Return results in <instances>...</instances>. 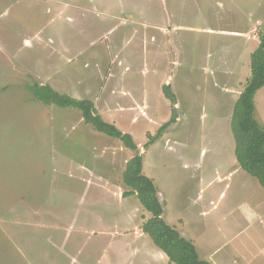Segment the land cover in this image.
<instances>
[{
  "label": "rangeland",
  "instance_id": "obj_1",
  "mask_svg": "<svg viewBox=\"0 0 264 264\" xmlns=\"http://www.w3.org/2000/svg\"><path fill=\"white\" fill-rule=\"evenodd\" d=\"M98 1L150 24L111 27L88 0H0V264H173L123 196L137 153L202 259L264 264V188L238 166L230 128L264 0ZM34 83L92 100L137 149L36 100ZM254 103L264 126V86Z\"/></svg>",
  "mask_w": 264,
  "mask_h": 264
},
{
  "label": "trees",
  "instance_id": "obj_2",
  "mask_svg": "<svg viewBox=\"0 0 264 264\" xmlns=\"http://www.w3.org/2000/svg\"><path fill=\"white\" fill-rule=\"evenodd\" d=\"M257 35L258 46L250 55V75L233 105L230 128L234 138V155L238 166L255 177L264 188V126L255 117L254 103L256 92L264 86V23L260 26ZM28 88L36 100L60 108L76 109L80 111L84 122L92 125L96 131L120 140L125 147L131 150L137 149L132 135L122 132L114 124L103 120L97 113L92 100L77 99L60 93L49 84L34 83ZM163 90L175 104L173 96L168 93L169 84H164ZM166 127L167 123L162 124L154 136H149V143L159 139ZM122 181L126 188L123 196L135 195L143 209L149 213L141 229L165 254L169 263L212 264L199 256L190 239L185 238L165 221L163 204L159 199L153 179L142 171L140 154H135L127 161L122 173Z\"/></svg>",
  "mask_w": 264,
  "mask_h": 264
},
{
  "label": "crops",
  "instance_id": "obj_3",
  "mask_svg": "<svg viewBox=\"0 0 264 264\" xmlns=\"http://www.w3.org/2000/svg\"><path fill=\"white\" fill-rule=\"evenodd\" d=\"M88 3H89V5L94 4L95 11H93V12L95 13V15H99L100 19H102L103 17H108L109 19H112L111 27H120L122 25H127V23H129V22H131V24L133 22H139L143 25H149L150 24L147 20L145 22H142V21L140 22L138 20V18H136L135 16H132V13H128V15L132 17V19H128V18L125 19V17L122 16V13H120L121 10H119L120 11L119 12L117 9L111 10V7L105 8V7L101 6V4L98 0H88ZM155 27L159 28V27H163V26L159 25V27H158L157 25H155Z\"/></svg>",
  "mask_w": 264,
  "mask_h": 264
}]
</instances>
